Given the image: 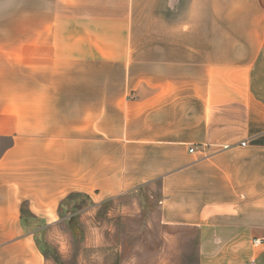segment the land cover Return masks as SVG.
I'll list each match as a JSON object with an SVG mask.
<instances>
[{"label":"crops","instance_id":"1","mask_svg":"<svg viewBox=\"0 0 264 264\" xmlns=\"http://www.w3.org/2000/svg\"><path fill=\"white\" fill-rule=\"evenodd\" d=\"M154 181L199 264H264V0H0V264Z\"/></svg>","mask_w":264,"mask_h":264},{"label":"rangeland","instance_id":"2","mask_svg":"<svg viewBox=\"0 0 264 264\" xmlns=\"http://www.w3.org/2000/svg\"><path fill=\"white\" fill-rule=\"evenodd\" d=\"M160 198L158 181L96 201L66 196L56 222L27 231L45 264H199L196 230L164 223Z\"/></svg>","mask_w":264,"mask_h":264},{"label":"trees","instance_id":"3","mask_svg":"<svg viewBox=\"0 0 264 264\" xmlns=\"http://www.w3.org/2000/svg\"><path fill=\"white\" fill-rule=\"evenodd\" d=\"M75 194H80V193H70L69 195H67V197L71 196V195H75ZM40 249V248H39ZM41 251V250H40ZM43 254V253H42Z\"/></svg>","mask_w":264,"mask_h":264},{"label":"built area","instance_id":"4","mask_svg":"<svg viewBox=\"0 0 264 264\" xmlns=\"http://www.w3.org/2000/svg\"><path fill=\"white\" fill-rule=\"evenodd\" d=\"M243 144H244V143H243ZM192 150H193V149H190V151H192ZM254 242H255L256 244L258 243V241H257V240H255Z\"/></svg>","mask_w":264,"mask_h":264}]
</instances>
